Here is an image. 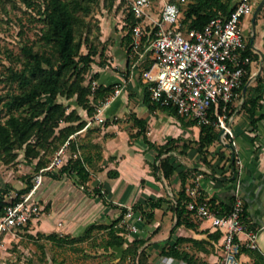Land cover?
I'll return each mask as SVG.
<instances>
[{
	"label": "crops",
	"instance_id": "obj_1",
	"mask_svg": "<svg viewBox=\"0 0 264 264\" xmlns=\"http://www.w3.org/2000/svg\"><path fill=\"white\" fill-rule=\"evenodd\" d=\"M252 4L253 11L242 18L240 28L244 40L251 41L253 51L259 55V59L252 62L254 74L259 69L258 73L264 69V0H252ZM259 4L261 7L253 20V14ZM117 25L120 35L123 36V19ZM147 55L153 57L149 51L137 58L131 51H127L126 46L124 51L119 53L120 58L125 59L126 67L129 65L131 76L128 83L131 88L142 89V101L131 102L121 92L105 110L104 123L92 120L89 125L85 124L70 136L74 149L70 145L66 148L63 164L44 174L43 182L35 194V197H41L45 203L42 224L46 228H55V232L59 234L57 236L72 238L71 240L84 239L88 235H83L94 228L106 230L105 239L98 245L104 251L113 252L116 262L128 256L129 262L132 263L130 254L125 255V252L135 237H143L146 241L135 255V264H139L141 250L146 253V264H218L223 254V229L211 226L210 221L198 220L194 214L191 220L195 223L194 226L177 224V214L172 205L176 203L175 196L181 188V179L175 174L167 180L158 169L154 170L153 163L157 151L155 147L148 145L143 135L137 134L141 125L135 122V117L146 121L148 139L157 145L178 137L186 141L188 137H198L200 133V124L193 123V118L175 113L172 108L153 105L152 101L148 100V81L142 74ZM97 66L99 84L112 87L113 82L120 78L119 74L111 72L113 67L110 64L100 62ZM138 71L141 72L140 77ZM242 100L243 98L240 103ZM262 102L260 112L264 113V98ZM239 107L240 105L231 114L229 121L234 136L220 134L218 139L226 150V156L229 152L236 159V177L233 178L234 174H231L234 167H230L229 175L221 174L217 168L220 162L218 158L209 159L213 164L212 169H208L203 162H195L193 166L206 170L201 173L200 197L229 206L235 196L243 199V218L247 229L256 231L255 248L264 255V116L258 121V128L253 129L247 116L238 111ZM80 114L84 117V113ZM93 116L94 114L89 118L86 111L87 118H84L88 122ZM228 139L233 140L234 151L228 146ZM181 142L176 148L161 155L173 156L178 164L177 172L189 166L188 159L200 158L193 146L186 149L187 160L182 158L184 153L181 152ZM74 152H77L75 157ZM79 156L89 171V178L80 183L75 170L69 172L62 168L70 159ZM161 156L157 157L156 163ZM224 162L223 160L222 163ZM24 185L25 181L19 183L18 187L22 188ZM90 186L104 191L107 198L95 191H89ZM158 197L165 199L159 207L152 210L151 218L135 209H132V215H127L130 205ZM127 206L128 210L124 213L122 209ZM133 224L137 227L136 231L130 230V225ZM115 227L125 228L118 231L124 237V242L121 245L106 246L110 230ZM247 238L246 232L239 234V239L246 246ZM52 241L59 246L66 243ZM169 245L172 247L170 253L165 254L163 249ZM184 255L192 256V261L185 259ZM253 261L254 257L248 251L241 252L240 264H251Z\"/></svg>",
	"mask_w": 264,
	"mask_h": 264
},
{
	"label": "trees",
	"instance_id": "obj_2",
	"mask_svg": "<svg viewBox=\"0 0 264 264\" xmlns=\"http://www.w3.org/2000/svg\"><path fill=\"white\" fill-rule=\"evenodd\" d=\"M95 1L97 0H45L44 8H40V17L45 23L42 38L46 47L44 50H35L31 45H24L22 47V58L20 59L22 66L12 68L10 73L11 80L17 83L20 90L12 93L4 103L8 115L5 119H0V157L6 162L15 159L19 154L18 150L22 149L26 159L30 161L36 159L35 169L39 170L50 162L48 154L57 151L67 139H69V145L71 146L72 139L70 136L82 129L87 123V119L80 114L77 107L69 110L70 105L62 101L60 96L75 98L77 104L86 109L91 117L95 113L98 102L104 100L114 91L113 87L109 85L98 84L93 87L91 83H85L86 74L90 70L92 62L95 61V57L97 55L102 57L105 50L104 46L100 48L98 43L90 37L91 28L86 19V16L92 11ZM124 1L126 0H120L119 2L122 4ZM238 1L188 0L187 3L180 4L183 12L182 28L184 30L190 28L202 29L213 17L220 14L229 15L237 6ZM126 3L128 2L126 1ZM126 5L128 11L123 17V37L129 52L134 40L133 27L141 19L136 17L134 12L129 9L128 4ZM149 28L147 27V29ZM153 37V30L151 33L145 32L140 50H143L145 43ZM246 44L245 53L249 54L253 61L258 60L259 55L253 51L251 41H246ZM84 47L87 49L86 51L83 50ZM151 63L152 58L147 55L145 68H149ZM127 68L129 70V65ZM253 72L254 68L251 63L248 65L238 97L233 98L228 103V113L231 115L240 105L238 111L247 116L253 129H257L258 121L264 116V113L260 112L264 98V69L255 75L254 79L247 85L245 95H243V89ZM93 76H98V74L95 73ZM147 97L153 105L172 108L175 113L178 112L175 107L153 101L150 91L147 92ZM241 98L243 100L240 103ZM220 109L221 105H212V120L207 124L200 125V133L196 139L199 159L209 166H211L208 159L209 147L219 139L221 131L214 123L216 112ZM135 122L141 125V129L137 134L143 135L150 147H155L157 151L156 159L163 153L176 148L181 140V152L185 153L189 147L187 141L180 137L169 139L165 143L157 145L148 139L146 121L135 117ZM192 122L197 123L195 119H192ZM221 158H224L223 153ZM156 159L153 168L154 170L158 169L165 179L170 180L175 174H178L181 179V188L175 196L176 203L172 205L177 214V224L184 223L187 226H194L195 223L191 221L193 220L194 210L188 206L191 199L188 193V187L190 186L188 182L189 168L177 172L178 164L171 154L161 156L158 163H156ZM228 160L229 166L234 167L231 174H234L233 178H235L238 172L236 159L233 155H229L224 158V161ZM62 168L69 172L75 170L80 178L79 183L89 178V171L80 156L70 159ZM32 185L33 181L31 177H28L19 193L28 192ZM164 199V197L149 198L145 202L134 203L133 208L140 210L147 218H151L153 215L152 210L159 207ZM209 200L221 213H227L233 202L229 206L218 204L213 199ZM13 201L14 199L10 197L9 188L0 189V217L5 214L6 206ZM99 226L102 227L103 225ZM122 229L125 230L121 227L110 230L106 246L123 244L124 237L118 233ZM48 236L55 241H67L68 239L59 237L55 233H50ZM218 236L219 232L216 234V237ZM145 241L146 239L143 237H135L127 248L125 255H131L132 264H135V255ZM171 248L169 245L163 249V252L169 254ZM242 251H248L254 257L251 264H264V255L257 248L243 245ZM145 257V251L141 250L138 263L146 264ZM184 257L189 261L193 259L192 256L184 255ZM202 264L210 263L202 262Z\"/></svg>",
	"mask_w": 264,
	"mask_h": 264
},
{
	"label": "built area",
	"instance_id": "obj_3",
	"mask_svg": "<svg viewBox=\"0 0 264 264\" xmlns=\"http://www.w3.org/2000/svg\"><path fill=\"white\" fill-rule=\"evenodd\" d=\"M126 1L129 9L141 19L133 27L134 40L130 51L137 54V58L149 51L153 56L150 67L142 72L148 81L151 99L175 107L179 113L195 119L200 125L211 122L212 105H221L214 123L223 136H234L229 124L228 103L239 95L248 65L253 62L245 53L247 44L240 28L243 16L253 11L252 0H239L229 15H217L204 28L188 30L182 28L180 7L188 0ZM152 30L154 37L140 50L145 32L151 33ZM120 90L116 88L96 107L87 125L92 120L104 123L103 113ZM68 146L69 139L58 149L52 161L38 170L28 192H10L14 201L6 206L5 214L0 217V235L8 228L23 227L38 217L41 207L34 198L35 193L43 182L44 174L63 164ZM73 154L77 156V152ZM188 193L191 197L188 206L194 210V216L223 229V254L218 264H240L243 243L239 234L246 232L247 246L257 247L256 231L247 229L243 218V199L235 196L230 210L221 213L208 198L200 197L198 187H189ZM127 215H132L131 209ZM130 229L136 231L137 227L133 224Z\"/></svg>",
	"mask_w": 264,
	"mask_h": 264
},
{
	"label": "rangeland",
	"instance_id": "obj_4",
	"mask_svg": "<svg viewBox=\"0 0 264 264\" xmlns=\"http://www.w3.org/2000/svg\"><path fill=\"white\" fill-rule=\"evenodd\" d=\"M44 1L0 0V119L2 120L8 115L4 103L12 93L20 90L17 83L11 80L10 73L12 68L15 69L22 66L20 60L22 58V47L31 45L35 50H44L46 47L42 38L45 23L39 13L40 8H44ZM119 1L97 0L93 3L92 11L86 16L91 28L90 37L93 38L94 42L98 43L100 48L104 46L105 50L102 57L99 55L95 57V61L92 62V66L86 74L85 83H91L93 87H96L99 84V73L98 76L94 77L93 75L97 72L98 63L101 61L104 64H110L114 70L111 72L120 76L113 82V92H115L116 88H119L121 89L119 94L123 92L131 102H140L143 98L142 89L131 88L128 83V78L131 76L130 71L126 67L125 59L119 56V53L125 49V40L120 35L117 24L121 23V19L128 11L126 1L122 4ZM83 50L86 51L87 49L84 47ZM137 73L140 77L141 72L138 71ZM60 99L70 105L69 110L77 107L78 111L84 113L83 115L86 117L87 110L78 105L75 98L60 96ZM102 101H99L98 105ZM103 114L105 116V111ZM131 135L134 136L135 134ZM195 138L197 139L198 137L190 136L186 141L189 146L196 148ZM228 142L227 144L233 145V140L228 139ZM57 151L48 154L50 161H52ZM225 151L219 140H216L209 147L208 159L218 158L220 162L217 168L220 169L221 174L229 175V162L225 161L222 168V162L227 155ZM18 152V156L10 162H6L0 157V189L9 188L10 192L12 190H20L21 188L18 187V184L26 181L28 177L32 179L38 172L35 169L36 159L32 161L26 159L22 149L18 150ZM222 153L224 154L223 159L221 158ZM182 155V158L187 160V154L184 153ZM229 155L231 154L228 152ZM187 161L189 162V166L186 167L189 168V187H198L202 191L200 186L201 173L206 172V170L200 166H193L195 162L201 163L200 159H188ZM210 163L211 166L206 163L204 165L208 169H212V161ZM90 187L89 191H95L100 196L106 197L105 192L101 191V189L98 188L97 190L94 189V186ZM34 198L41 207L38 217L29 220L23 227L8 228L1 233L0 264H132L131 261L129 262L128 256L126 259L116 262L113 252L109 250H105V252L98 245L99 242L105 239L107 234L106 230L103 229L94 228L84 234L83 237L88 236L82 240H71L72 238H68L62 246L57 245L48 236L50 233L59 235L55 232V228H46L42 224V214L45 210L44 200L41 197ZM130 206L131 210L134 209L133 204ZM122 210L124 213L127 212L128 206ZM88 237L89 239L87 240L86 238ZM91 251L92 253H90ZM129 256L132 258L131 255Z\"/></svg>",
	"mask_w": 264,
	"mask_h": 264
},
{
	"label": "water",
	"instance_id": "obj_5",
	"mask_svg": "<svg viewBox=\"0 0 264 264\" xmlns=\"http://www.w3.org/2000/svg\"><path fill=\"white\" fill-rule=\"evenodd\" d=\"M260 7H261V4L258 5L257 9L255 10V12L253 14V20H255L257 11L259 10ZM259 70L251 75L250 79L248 80L247 84L245 85V87L243 89V95H245L247 85L254 79L255 75L258 74ZM228 146L234 151V148H233L232 144H228Z\"/></svg>",
	"mask_w": 264,
	"mask_h": 264
}]
</instances>
